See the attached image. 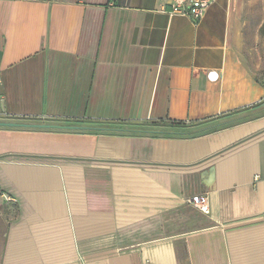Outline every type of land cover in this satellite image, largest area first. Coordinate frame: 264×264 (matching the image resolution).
Here are the masks:
<instances>
[{
	"label": "crops",
	"instance_id": "0c3cea01",
	"mask_svg": "<svg viewBox=\"0 0 264 264\" xmlns=\"http://www.w3.org/2000/svg\"><path fill=\"white\" fill-rule=\"evenodd\" d=\"M174 1L0 0V121L93 127L0 126V264H264V0Z\"/></svg>",
	"mask_w": 264,
	"mask_h": 264
},
{
	"label": "built area",
	"instance_id": "2783aa9c",
	"mask_svg": "<svg viewBox=\"0 0 264 264\" xmlns=\"http://www.w3.org/2000/svg\"><path fill=\"white\" fill-rule=\"evenodd\" d=\"M212 0H175L167 12L170 15H189L194 21H199L205 14ZM202 211H209L207 198L195 197L191 200Z\"/></svg>",
	"mask_w": 264,
	"mask_h": 264
},
{
	"label": "water",
	"instance_id": "95a60500",
	"mask_svg": "<svg viewBox=\"0 0 264 264\" xmlns=\"http://www.w3.org/2000/svg\"><path fill=\"white\" fill-rule=\"evenodd\" d=\"M0 126L7 127H37V128H57V129H73L84 130L92 129L93 127L83 125H60V124H47V123H18L13 121H0Z\"/></svg>",
	"mask_w": 264,
	"mask_h": 264
},
{
	"label": "trees",
	"instance_id": "16d2710c",
	"mask_svg": "<svg viewBox=\"0 0 264 264\" xmlns=\"http://www.w3.org/2000/svg\"><path fill=\"white\" fill-rule=\"evenodd\" d=\"M264 29V27H263ZM262 103L258 104L261 105ZM257 105V106H258ZM153 124H162V125H167V126H171L173 128H179L181 125H183V123H177V122H173V121H155L153 122ZM157 133H164V134H186V132H181V131H176V130H162V131H157Z\"/></svg>",
	"mask_w": 264,
	"mask_h": 264
},
{
	"label": "rangeland",
	"instance_id": "374dc122",
	"mask_svg": "<svg viewBox=\"0 0 264 264\" xmlns=\"http://www.w3.org/2000/svg\"><path fill=\"white\" fill-rule=\"evenodd\" d=\"M2 240H3V237H2V235H0V243L2 242Z\"/></svg>",
	"mask_w": 264,
	"mask_h": 264
}]
</instances>
